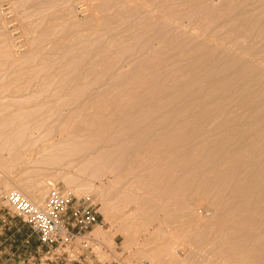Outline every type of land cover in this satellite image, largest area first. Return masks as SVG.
<instances>
[{
	"label": "bare ground",
	"instance_id": "bare-ground-1",
	"mask_svg": "<svg viewBox=\"0 0 264 264\" xmlns=\"http://www.w3.org/2000/svg\"><path fill=\"white\" fill-rule=\"evenodd\" d=\"M25 1L16 2L20 4L19 7H25L24 3H31L30 7L34 6L33 11L39 10L36 15L41 14L40 11L43 15L47 7L56 9L57 13L54 14H57V17L60 14L66 19V22H63V18L59 19V24L55 23L53 26L52 23L49 28H45L47 23H44L42 29H48L49 34L42 35L45 39L39 36L38 40H34L44 44L39 42V48H31L32 53L27 55L28 57L24 55L27 59L23 54L20 55L22 50H19L20 56L18 53H11L13 49L9 52L6 50L7 54H3L7 62L10 59L12 64L18 63V66L19 63L33 65L30 62H34L32 60L36 59L35 56L40 55L39 57L46 61L40 58L41 63H45L42 70L38 71H41L40 75L42 72L44 75L45 69L50 75H47V78L46 75L41 76L42 79L45 77V87L42 85L35 93L48 97V91L54 89L58 94H65L64 100H61L63 95H60L61 98L57 96L62 101L60 107L58 102L56 105V101L49 102L48 106L42 103L36 105L33 99L36 106H31L29 111L25 108L26 113L23 109L22 113H14V117V114H10V119L13 117L15 121H21L22 127L24 120H34L37 115H41L39 120L36 118L35 122H27L30 129L33 125L38 131L43 129L49 134L42 131L47 135L45 138L49 142L45 145L41 143V149L35 150L39 159L32 157L34 167L39 164L58 173V177L65 182L69 191L77 196L93 195L96 201L99 199L104 213L109 205L103 200V190L111 185L126 190L127 193L123 192L127 197L124 204L136 206L134 213L129 215L131 220H136L145 211L155 210L166 211L164 218L166 215L175 217L178 213L189 211L191 195L199 196L202 192V195H209L208 199L212 198L214 219L238 228L236 231L230 227L229 229L234 231L232 233L229 229L223 231L232 234L224 238L227 249L233 253L228 255L229 258H225V264H264V0H158L160 5L163 3V11L159 14V9L156 10L157 15L151 13V10L153 12V9H157H152V3L145 4L151 6V9L143 6V3H147L145 1L157 0H111L114 4L112 6L109 5V0H105L108 3L102 4L98 1L101 5L95 4L100 5L101 10L104 4L106 11L110 12L106 15L103 13L106 11H103L106 16L100 13L102 16L98 15L99 19L95 16L100 28L96 27V21L94 25L99 33L88 29L87 20V33L84 34L85 31L81 30L79 35L80 31L77 29L78 34L71 33L73 37L69 35L72 40H66L68 43L56 41L51 44L47 42L46 45L45 36L50 35L51 30L60 33L61 28L69 29L67 25H70V20L75 19V12L72 13L74 0ZM21 2L24 5H21ZM116 3L118 7L114 8ZM95 4L93 6L97 7ZM43 5L46 6V11L42 10ZM108 5L114 6V10L108 9ZM143 7L147 11L149 9L151 14L149 13L148 17L152 20H148L150 23L146 20L148 14L145 15L146 19L142 17L145 20L138 19L148 22L139 28L140 23L135 20L138 16L141 18L148 13ZM95 9L91 12L95 14L97 10L99 14L100 10ZM24 18L23 15V20ZM93 21L94 18L91 22ZM182 21L187 22L188 26L183 28ZM73 22L75 30L82 26ZM39 23L40 26L43 24ZM94 25L89 26L94 28ZM137 26L139 29L136 31ZM101 27L104 30H101ZM45 29L41 30L40 35L46 32ZM84 29L86 30V27ZM100 31L105 32L108 41L104 42ZM25 33L29 34L27 31ZM42 38L44 40H41ZM1 39L2 48L9 43L7 40H13L5 36ZM135 59H140L136 66L132 64L135 61L131 62ZM130 63L132 65L128 67ZM93 89L100 91L93 93ZM42 96L39 99L34 95L39 100ZM28 98L26 97L27 100ZM22 102L18 103L19 106ZM98 102L101 106L103 103L104 106H109L105 114H102L104 110L98 111L102 109L101 106L97 104L99 108L95 107ZM28 103L29 101L26 104ZM52 103L58 108H51ZM50 104L52 106L49 108ZM65 107L69 115H63L64 112L59 109L66 111ZM46 111L47 113L43 114ZM9 120L2 124L12 126L15 121ZM19 127L18 130L16 126V133L9 130L10 134L5 131L2 138L0 137V140L5 142L0 146L2 151H10V148L15 146L18 149L17 142L25 143V147L34 144L31 142L32 133L29 132L30 136L26 131L28 129L23 127V131H20L21 126ZM42 139L40 137L39 140ZM14 144L17 145L12 147ZM21 146L18 149L20 152L24 145L22 148ZM26 150L27 148L24 149ZM25 157L23 158L26 159ZM4 159L10 160L8 157ZM35 160L38 163H35ZM39 171L44 172L40 169ZM106 172L109 176L105 175ZM48 173L50 174V171ZM38 180L41 179H37L38 184L35 186L40 187ZM104 181H107L108 186L103 184ZM35 182L36 180L30 183ZM31 184L27 186L28 192L25 195L34 200L24 197L32 204L41 205L37 203L45 193L43 195L38 192V187L37 190ZM43 190L41 191L47 192V189ZM143 206L144 209H141ZM195 219L198 220L197 217ZM223 223L220 225H224ZM201 224L199 223V226ZM150 226L144 229L139 221L124 226V250L134 242V227L144 229L145 234H149V240L154 235L167 234L161 226L154 227L151 232ZM199 226H196V229H200L197 228ZM181 227L167 226L171 232H178L180 239L185 237L183 234H187ZM102 233L98 232L97 235L105 236ZM190 234L193 235L192 232ZM110 237L105 239L106 242L115 245V235ZM179 240L174 237L166 240L158 250L150 252L148 257L152 258L154 263L159 259L160 252L163 253L162 261L171 263L170 258L173 260L172 257H178V252L184 248H181Z\"/></svg>",
	"mask_w": 264,
	"mask_h": 264
},
{
	"label": "rangeland",
	"instance_id": "rangeland-1",
	"mask_svg": "<svg viewBox=\"0 0 264 264\" xmlns=\"http://www.w3.org/2000/svg\"><path fill=\"white\" fill-rule=\"evenodd\" d=\"M14 1L15 2L17 1L18 2V0H0V40H2L1 37H4V36L6 38H8V39H10V38L13 39V40H9V41L7 40V42H9V43H7L6 47H3V48L1 46L2 44H1V41H0V44H1L0 45V47H1V49H0V59H1L0 60V107H1L0 108L1 109L0 110V112H1L0 113V119H1V122H0V137L3 136V134H4L5 131L8 132L10 130L11 132L16 133L17 130H15V129H17L19 126H21V129H20V131H21L22 129L26 128L27 125H29L28 123H30L29 122L30 120L35 122L38 118H41V115H37L38 117H35L34 116L35 117L34 120L31 119V118L29 120H27V121L24 120V122H23L24 123V125H23L24 128H23L22 125H20L21 124V121L20 122L19 121H15V119L13 118L15 116L14 113H17V114L20 113V112L22 113L21 110H23V109H24L23 110L24 113H26L25 108H26V110H28L31 106H34L35 103H36V105H38V104L40 105L42 103V105L44 104V105H47L48 106L49 105V102H52V101L55 102L56 101V105L59 103L58 104V107H60L59 105H60V103H62V101H60L61 96L63 95V97L61 98V100L62 99L63 100L65 99V94H58V92L57 91H54V89L49 90L50 92L48 91V95H49V96L47 95L48 97H46L45 95L42 96V95H39V94H38L39 95L38 96L37 93H35L44 84L43 79L45 80V77L47 78L48 77L47 75H50V74L47 73V70H45V69H43V70L46 71V74L44 72V75H43V72H42V75H40L39 72H41V71H38V70H42V67H44L43 64L45 63L44 61H46L45 59H42V57H39L40 55L35 56L36 59H33L32 60L35 63L34 62H30V63H33L34 66L32 64H28V63L25 64L26 66L23 65V64L21 65L19 63V66H18V63L17 64H12V62L10 61V59H9L10 62L8 61L9 62L8 63L7 60L5 59V56H3V54L4 55L7 54V51L9 52L10 50L13 49V51H11V53H14V52H15L14 54H17L18 53V56H20L22 54L24 56L26 54L25 56L28 57L27 55H30L32 53L31 52V50H32L31 48H33V50H36L37 48H39V45H38L39 42H42V41H34V40H36L37 37L39 38V36H40V38L43 37L42 35H45L44 33H46V34L48 33L49 34V32L47 31L48 29L46 30L45 28H49L53 24H54L53 26H55L56 25L55 23H58L59 24V21H61L59 19H62L64 16H62V15L59 14L58 17H57V14H54V13H57L56 12V9H53V8L52 9L54 11L51 8H48L47 7V11H46V6L45 5H43L44 8H42V10L45 9L46 12H44V14L41 15L42 12L40 11L41 14L36 15L37 13H39V10H36L34 8L36 10V12L35 13H32L35 10L33 11V7L34 6L33 7H30L31 3H30V5H27V4H29V2L27 4L24 3L25 4L24 5L22 2H24L25 0L24 1L22 0L21 5H24L25 7L27 6L26 9H28V10L30 8L29 11L28 10L26 11L25 7H23V6H20L19 7L20 4L17 3V2L15 3ZM20 1L21 0H19V2ZM98 1L101 4H102V2L103 3H108L107 2L108 0L106 2H105V0H102V1H100V0H74L73 1V4L74 5H72L73 7L72 6L71 7L73 8L72 9V13H73V11L75 12V13H73L75 19H72L74 22L72 20H70L71 22L67 21L70 24V25H67V27L69 29H67L66 27L65 28H61L60 29V33L57 32V31H53L52 32V30H51V32H50L51 34L48 35V36L47 35L45 36L47 38V40H44L45 39L44 37H43L44 39L42 38L41 40H44L45 41V45L47 44V42L51 44L52 42L54 43L56 41L57 42H60V43H62V42L68 43V42H66V40L67 41L72 40L71 37L69 38V35L71 33H73V35H74V32H75V35H77L78 34L77 31L79 30L80 31L79 32V35H80L81 30H84L85 31L84 34L89 31V30H87V25H86L87 24V20L89 22L88 23V27H89L88 29L91 28V29H93L94 32H96V31L98 32L97 29L100 28L99 25H98V22H97L98 19H99V16L98 15H100V13H102L103 11H106L107 10V9H105L106 6H104V4L102 6L104 7L105 10L103 9V7H102V10H101V6H100L101 4ZM110 1L111 0H109V5L112 6L113 3H111ZM112 1L115 2V0H112ZM162 1L164 2V0H162ZM141 2L143 3V1H141ZM145 2H147V3H143L144 4L143 6L145 8H150L151 9V6H149V5H151L150 3H152L153 6H155V7L152 6V9L153 8H157L155 10L153 9V12L151 10V13H153L154 15L157 13L156 10H158V9L160 10V11L158 10V12H160L159 14H161V11H163L162 10L163 9L162 8L163 7V3H162V5H160L161 3H159L158 0L157 1H150V2L145 1ZM91 3H93V4L91 5ZM95 3H98L100 5L97 6V4H95ZM94 4L97 7H99V6L100 7L97 8V7L93 6ZM116 4H115V7L113 6L114 8L118 7V4L117 5ZM145 4H149V5H145ZM16 6H18V8H16ZM113 7H110L109 6L108 9H110V8L113 9ZM144 7H143V9H144ZM7 8L10 11V13L7 16H5L2 11H3V9L6 10ZM95 8L98 9V10H100L101 12L98 11L99 12V14H98L97 13V10ZM92 9L93 10L94 9L96 10L95 12L97 13V15H96V13L94 14V12H91V11H93ZM143 9H142V11H143ZM144 10H145V12H148V13H145L144 14V11H143V14L144 15H142V11H141V14H140V15H142L141 18H140V16H138L137 17V20H135V21H138L140 23L139 28L140 27H144L145 25L148 24V22L150 23V21L152 20L151 17H148L151 14L149 12V9H148V11L146 9H144ZM108 11H110V10H108ZM155 11H156V13H155ZM18 12L20 14H23L25 16V18H24L25 20H23V15H21L22 16L21 17ZM58 12H60V11H58ZM49 13L51 15L53 14L52 17L55 20L51 17V15ZM60 13L62 14V12H60ZM103 13L107 15L110 12H107L106 11V12H103ZM33 14L35 16H32ZM89 14L91 15V17H90ZM92 14H93V17H92ZM104 14H103V16H106ZM47 15H48V17H47ZM145 15H147V19H146ZM95 16L98 17L97 20H96L97 17H95ZM100 16H102V15H100ZM143 16H144V18L147 21L149 19H150V21H148V22L147 21H144V22H146V24L144 22H141V21L145 20L144 18H142ZM26 17H27V19H26ZM42 17L44 18V20H43L44 22L42 21ZM50 18H51V20H50ZM92 18H94V21L93 22H91L92 21ZM84 19H85V21H84ZM138 19L141 20V21H139ZM63 20H62L63 22H66V19L65 18H63ZM53 21H55V22H53ZM56 21H58V22H56ZM95 21L97 22V26L94 25V24H96ZM23 22H24V24H23ZM39 22H41L43 24H41V26H40L39 25L40 24ZM72 22L73 23H77L78 25H82V26H79L75 30L74 25L72 24ZM44 23L45 24L47 23V27H45V28L43 27V29H45L46 32H43V34L40 35V32L43 31L42 26L45 25ZM181 23L184 25V26H182L183 28H185V27L188 26L187 25V22H185V21H182ZM35 24H37V25H35ZM71 24L73 25V27H72ZM142 24L144 26H142ZM10 25H11V28H9ZM83 25H86V26H83ZM89 25H94V28L95 29L92 26L90 27ZM39 26H40L41 29L39 28ZM69 26H71V28ZM95 26L98 27V28H96ZM85 27H86V30L87 31L84 29ZM102 28L103 27H101V30H102ZM137 28H138V26L135 27V30ZM66 30H68L69 32H67ZM103 30H104V28H103ZM135 30H133V32H135ZM26 31H27V33H29L28 35L25 33ZM61 31H62L63 35H62ZM37 33H39V34H37ZM55 33L56 34H59V35H56ZM64 33H65V35H64ZM66 33H68V34H66ZM100 33H101V31H100ZM53 34H55L54 35L55 38H54ZM51 36H53L52 39H50ZM62 36H63V38H62ZM70 36H72V35H70ZM100 36H102V38L105 39L104 42H106V40H107L106 38L107 37H106L104 31H102V33H101ZM64 37L65 38L68 37V39H65ZM16 40L17 41L19 40V42L20 41L21 42L19 44H17V41ZM62 40H64V41H62ZM10 43H12L14 45V47H12L13 45H11ZM21 43H23V44H21ZM41 44H44V42H42ZM10 45H11L12 48L10 47ZM21 45H22V47H21ZM7 46H9L10 49H7L8 48ZM19 46L21 48H23V49L19 48ZM14 49H15V51H14ZM19 50H22V53L21 54H20V51ZM2 51L4 53H2ZM28 52H29V54H28ZM51 54L52 53H50V55ZM1 56H2V58H1ZM26 57H25V59H27ZM40 58H41V60H44L43 63H41L42 61H40ZM131 62H134L132 64L136 66L137 65L136 62H140V59L138 61H137V59H135V60H133ZM27 64H28V66H27ZM132 64L130 63L128 67H130ZM29 65L30 66L32 65V66L30 67ZM80 70H81V68H80ZM38 73H39L40 77H39ZM41 76L42 77L45 76V77L42 79ZM43 87H45V86L43 85ZM34 88H36V89L33 92V89ZM94 91L97 92V91H100V90L93 89V93H94ZM33 93H35V94H33ZM34 95L37 98L39 97V99H40V96H42V98L43 97L44 98L43 99L41 98V100H39V99L35 98ZM57 96H60V98L59 97L57 98ZM24 97H25V99H26V97L27 98L30 97V99H32V100L30 101L29 98H28V100L26 99L27 102L29 101V103L26 104L27 102L24 99ZM45 97H46V99H45ZM33 99L36 102L33 101ZM47 99H49V100L47 101ZM23 100H25V101H23ZM22 101L25 104H23ZM21 102H22V104H21L22 106L21 105L19 106V104ZM31 102H33V103L35 102V103L33 104ZM46 102H47V104H46ZM97 104L99 106H101V103L100 102L96 103V106L95 105L94 106L97 107L98 106ZM13 105L15 107H13ZM17 105H18L19 108L17 107ZM26 105H29V106L26 107ZM52 105L50 104L49 108L51 106H52L51 108H53V107H55L56 109L58 108L56 105L54 106L53 103H52ZM99 106H98V108H99ZM101 108L102 109H98V111L99 110H101V111L104 110L102 112V114L104 112L106 113L109 110V106H107V107L104 106V103L102 104ZM59 109H61V112L62 113L64 112L63 115H69V113L67 111L68 109H66V107H65V110L66 111H63V108H59ZM17 111H20V112H17ZM45 113H47V111L46 112H43V114H45ZM96 113H100V112H97L96 111ZM10 114H14V115H12L13 117H11V119H10ZM8 115H9V118L7 119ZM1 117L3 118V120L5 119L4 117H6L7 120L5 119L3 121ZM12 118L15 121L13 124H15L17 122L16 123L17 125L16 124L15 125L11 124L12 126H5V125H3L5 121H8L9 119L12 120ZM2 122H3V124H2ZM1 124H2L3 127L1 126ZM16 126H17V128H16ZM31 126H32V128H31L32 130L30 129V126H27L26 129H28V130H26V129L25 130L28 131V135H30L32 133L31 134V135H33L32 136V140L33 141L35 140V141L34 142L31 141V142L34 143V144L31 145V147L30 146L29 147L28 146L25 147V145H26L25 143L22 144L21 142L20 143L17 142L19 144V146H21V145L23 146L24 145L23 148L21 146V148L23 149V150L21 149V152L23 151L24 153L22 152V154H21L20 150H18L19 149V146H17L18 149H16V146L15 145H17V144L12 145V147L15 146L14 147L15 149L14 148L13 149L16 150V151H14L12 148H10L12 150V152H10L11 150L10 151L7 150L9 152L6 151L7 152L6 153V152L2 151L3 150L2 148H0V151H2V153L0 152L1 153L0 154V264H50V263H48V261L45 258V250L40 246V244L38 243L36 237L32 234V232L27 227V225H25L20 218H17L15 216H13V214L9 212V209H8V206H7L6 202L3 200V197L5 196V194H7L9 192H12V191H18L20 194H22L23 196H25L27 199L34 200L31 197H27V195H25V194H27V192H28L26 188H27V186H29L31 184L30 182H33V181L36 180L35 184L34 183H32V184L34 186L36 184H38L37 183V179H41L40 181L38 180V182H40V185L44 188V190L47 189V192H46V191L43 190V188L41 186H40L41 188L38 187L39 185L38 186H35V189H37L36 187H38V189L40 190L38 192H40L42 194L45 193V195L43 194L44 196H42L43 198L40 197L42 199H40L39 203H37V204H41L43 202L45 196L47 195L48 191L52 187L57 186V187H59L60 189H63V190H67V191L70 190L66 186L65 182L63 180H61L60 177H58L59 176L58 173H56L55 171L52 172V170H50L49 167H48V169H46L47 166L41 167V165L39 166V164H35V167H34V165H33L34 164V160H32L33 159L32 157H35V159L38 160L39 159V155H38V152H36V151L37 150H40L41 149V146L47 144V142H49V140L45 138L47 135H44V132L46 134H48L46 131H44L42 129V130H39L40 131L39 132L36 127H35L36 128L35 129V128H33V125H31ZM19 128H18V130H19ZM34 130H35V132H34ZM36 130L38 132H36ZM42 131H44V132H42ZM29 132H31V133H29ZM35 136L36 137H39V138H36ZM40 137H41V139L44 137V139L39 140ZM31 142H29V143H31ZM35 142H37V144ZM1 143H3V144H1ZM4 143L5 142H3V140H0V146L1 145H4ZM32 147L34 148V150H32L33 149ZM26 148H27V150L24 151V149H26ZM30 148H32V149H31L30 152H28ZM17 151H19L20 153H17ZM4 153L6 154L5 155L6 157L4 156ZM16 153L18 155L19 154H21V155H19V156L17 155L18 156L17 157V156H15ZM24 154H25L26 157L24 156ZM22 155L27 160L24 159L23 157H20ZM27 155H28V158H27ZM33 155H35V156H33ZM7 157L10 160H8V159L5 160L4 159V158H7ZM16 158H18L19 160L16 159ZM36 160H35V163L37 162ZM4 161L5 162H11V163L10 164H5ZM26 162H28V163H26ZM39 169L40 170H44V172L43 171L42 172L39 171ZM27 170H28V172H27ZM37 170L39 171V172H37L38 174L36 173ZM49 171H50V174L48 173ZM103 174H105V173H103ZM105 175H108L109 176L108 173L105 174ZM50 176H51V178H50ZM45 178H47V179H45ZM95 181L97 182V180H95ZM103 184L105 186H108L107 181H104ZM96 185L98 186V184H96ZM44 186H46V187H44ZM41 190H43L44 192H42ZM125 191L126 190L120 189V187L119 188L115 187V185H113V186L111 185V187L109 186V187H107L106 189L103 190V193L105 194V196L103 194V200H105L108 203V205H109L108 210L105 213L102 212V210H101L102 209V205H100L101 203H99L100 201H99V199H97V203L99 204L100 219H101V221H102V223L104 225L103 230H101L100 228H98L99 229L98 232H100V233L104 232L102 234L105 235V236L101 237L104 240L106 238L109 239L110 236H111L110 238H112V236L115 235V237H114L115 245H113L110 241H109L110 243H108L109 246H110V248H112V250L114 251V258L109 260L113 264H122V263L123 264H152L153 263L152 258H149L148 257V255H149L150 252H153L155 250H158L164 244V242H166V240L171 239L172 237H174V239H177V240L180 239L178 237V235H177L178 232L177 233L171 232L169 230V228H167V226H169V225L172 226V227L173 226H182L181 228H183L184 231L187 232V234H185V235L183 234V236H185V237H182L179 240V243H180L181 248L182 247H184V248H182V251H179L178 252V257H177V255L175 257H172L173 260L170 258V260L172 261L171 263L169 261H166L165 260L166 264L167 263L168 264H207V263L208 264H223V262L225 261V258L227 259V258H229L230 255L233 254V253L231 254L230 250L227 249V244H226L225 239H224L226 237V235H228V236L232 235V234L227 233L226 231L230 227L232 228L233 226H232V224H228V223H225L224 224L223 222H221V223H223L224 225L221 226L220 225L221 223L217 222L216 219H214V216L212 214V212H213L212 210L214 209V204L212 203V198H209V199H211V201L208 199L209 195H205V194L202 195L203 193L201 192V194H199V196H198L197 194L192 193V194H195L197 196L196 197H195V195H191V197L188 196L189 198L192 199V200L189 201V204L191 205V208H189V211H187V212L183 211L181 213H178V214L175 215V217L172 216L174 218H172L170 216H167V215L164 218V215H165L166 211H160L159 212L158 210H155V211H151V212L150 211L149 212L148 211H145L143 213V215L140 216L139 218H137L136 220H131V218H129V215H131L132 213H134V208L136 206L134 204H127V203L124 204V202H127V197H125L126 194L123 195V192L124 193H127ZM130 192L132 194H135V192H132V191H130ZM84 195L85 194H83L82 196H77V195H75V196L76 197H85ZM200 195H201V197H200ZM87 196H90V195H87ZM91 196H93V195H91ZM193 197H195V198H193ZM125 199H126V201H125ZM197 203H198V205H197ZM179 206L180 205H178L177 207L179 208ZM141 209H144V206ZM189 214H190V216H188ZM196 217H197L198 220L195 219ZM137 221L140 222V225L144 226V229L147 228V227H149L151 225L150 226V229H149L151 232H153L154 227L161 226L164 231L165 230L167 231V234L165 236L154 235L149 240V238H150L149 237V234H145V231H143L144 229H141V228L138 229V228L134 227L132 229V231L135 230L134 242L131 243V245L129 246V248L127 250H124V248H123V242L125 241V236L126 235H125V233L123 232L122 229L124 228V226H126L128 224H136ZM189 221H190V223H189ZM198 221H199L200 224L202 223L200 226H199ZM193 225H194L195 228H193ZM226 225H227V227H225ZM188 226H192V227H188ZM196 226H199L197 228H200L202 230L196 229ZM186 227L190 228L194 232L191 231L190 229L188 230V228H186ZM221 228L223 230H221ZM195 229H196V232L197 233L195 232ZM232 229L233 230L236 229V231H238V228L233 227ZM232 229H229L231 231L230 233L234 232ZM224 230H226L224 232L225 233V236H224V233H223ZM190 231L192 232L193 235L190 234L191 233ZM95 232H96V234H98L97 231H95ZM233 234H235V233H233ZM138 235H139V237H138ZM194 235H196V236H194ZM193 236H194V238H193ZM136 243H139V244L136 245ZM146 245H148V246H146ZM182 245H184V246H182ZM144 247H146V248H144ZM185 247H186V249H185ZM185 250H187V251H185ZM162 255H163V253H160L159 252L158 253V257H159L160 260L159 259L158 260H155L156 262H154L153 264H164L165 262H163L162 261L163 259H161V256ZM54 264H56V263H54ZM82 264H89V263H87L86 260H85ZM224 264H225V262H224Z\"/></svg>",
	"mask_w": 264,
	"mask_h": 264
},
{
	"label": "built area",
	"instance_id": "built-area-1",
	"mask_svg": "<svg viewBox=\"0 0 264 264\" xmlns=\"http://www.w3.org/2000/svg\"><path fill=\"white\" fill-rule=\"evenodd\" d=\"M3 12L5 16L10 13L8 8ZM3 200L9 212L36 237L48 263L82 264L86 260L89 264H113L109 260L114 258V251L95 232L104 225L94 197H76L55 186L41 205L32 204L18 191L5 194Z\"/></svg>",
	"mask_w": 264,
	"mask_h": 264
}]
</instances>
